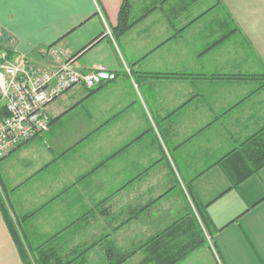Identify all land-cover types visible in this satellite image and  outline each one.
<instances>
[{"label": "crops", "instance_id": "obj_1", "mask_svg": "<svg viewBox=\"0 0 264 264\" xmlns=\"http://www.w3.org/2000/svg\"><path fill=\"white\" fill-rule=\"evenodd\" d=\"M129 1L117 36L125 0H0L11 57L116 74L50 103L49 131L0 159V264H148L187 215L206 241L178 264H264V0Z\"/></svg>", "mask_w": 264, "mask_h": 264}, {"label": "built area", "instance_id": "obj_2", "mask_svg": "<svg viewBox=\"0 0 264 264\" xmlns=\"http://www.w3.org/2000/svg\"><path fill=\"white\" fill-rule=\"evenodd\" d=\"M46 53L60 61L55 47ZM115 79L116 74L102 68L82 72L71 59L58 68L35 66L27 56L11 57L0 47V101L6 112L0 115V159L49 131L52 119L47 107L57 98L78 86L94 90Z\"/></svg>", "mask_w": 264, "mask_h": 264}, {"label": "trees", "instance_id": "obj_3", "mask_svg": "<svg viewBox=\"0 0 264 264\" xmlns=\"http://www.w3.org/2000/svg\"><path fill=\"white\" fill-rule=\"evenodd\" d=\"M129 17L130 1L125 0L119 14V24L114 29L117 36L124 34L132 26L133 22H130ZM4 108V106L0 105V115H6ZM196 206L202 224L208 226V219L204 211L198 203H196ZM1 207L3 208L7 224L15 242L22 252L25 253L17 222L11 216L9 212L10 209L7 205L1 202ZM205 241L206 237L199 220L193 215H187L169 228L152 237L144 245L146 258L143 262L148 264H178L193 250L204 244ZM31 258L30 264H73L70 261L68 263H63L62 261L56 262L47 251H41L38 256H35V258L31 256ZM113 264H122V261L113 262Z\"/></svg>", "mask_w": 264, "mask_h": 264}, {"label": "snow or ice", "instance_id": "obj_4", "mask_svg": "<svg viewBox=\"0 0 264 264\" xmlns=\"http://www.w3.org/2000/svg\"><path fill=\"white\" fill-rule=\"evenodd\" d=\"M21 3H30L32 5H40L47 2V0H20Z\"/></svg>", "mask_w": 264, "mask_h": 264}, {"label": "rangeland", "instance_id": "obj_5", "mask_svg": "<svg viewBox=\"0 0 264 264\" xmlns=\"http://www.w3.org/2000/svg\"><path fill=\"white\" fill-rule=\"evenodd\" d=\"M221 14V13H220ZM4 103V102H3Z\"/></svg>", "mask_w": 264, "mask_h": 264}]
</instances>
